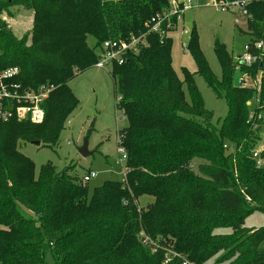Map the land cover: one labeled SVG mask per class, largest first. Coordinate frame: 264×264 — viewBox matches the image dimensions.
I'll return each mask as SVG.
<instances>
[{"label":"trees","instance_id":"16d2710c","mask_svg":"<svg viewBox=\"0 0 264 264\" xmlns=\"http://www.w3.org/2000/svg\"><path fill=\"white\" fill-rule=\"evenodd\" d=\"M168 3L0 0V66H18L24 87H54L41 123L0 122V264H45L47 257L52 264H264V227L243 225L253 210L264 212V149L253 155L261 141L264 63L241 67L261 75L257 102L253 87L234 84L231 56L218 39L220 77L212 72L195 26L187 51L196 73L227 103L220 126L211 122L194 73H175L171 38L149 33L146 45L111 69L127 122L117 137L127 153L123 182L105 180L89 192L69 169L51 162L36 169L19 150L20 142L58 141L79 104L68 82L97 60L89 36L100 47L143 34ZM10 6L32 10L29 36L17 38L5 28L1 14L9 15ZM247 12V44L253 45L264 38V0L252 1ZM143 196L153 200L139 207ZM143 235L156 242V251ZM167 251L180 258L164 263Z\"/></svg>","mask_w":264,"mask_h":264},{"label":"rangeland","instance_id":"374dc122","mask_svg":"<svg viewBox=\"0 0 264 264\" xmlns=\"http://www.w3.org/2000/svg\"><path fill=\"white\" fill-rule=\"evenodd\" d=\"M9 11V15L1 14V21L5 24V28L17 38L26 34L29 36L32 26V10L10 6ZM236 16L232 10H216L211 6H205L204 0H194V6L186 10L183 18L179 20L177 30L169 34L171 61L175 73L179 78H182L183 68L194 73L197 90L203 99L205 108L212 112L211 122L216 127L221 125L227 115V103L224 98L217 97L207 86L204 78L196 73V64L192 55L182 46L186 45L189 35L182 36L181 29L184 27L191 31L193 26L196 27L199 48L217 77H220L221 69L213 50V42L218 39L223 43L232 59L235 81L237 74L243 71L241 67L237 66L235 57L244 53V45L249 40V35L246 33V20L238 18V21L235 22ZM87 41L98 54L99 47L94 39L89 36ZM68 85L79 104L67 118L58 141L50 146L20 142L19 150L34 162L36 169L41 164L51 162L57 170L69 169V172L75 173L79 180L88 171L96 172L97 175L86 182L89 192L105 180L121 181L123 175L120 173V167L115 165V160L118 157L116 144L118 131L119 133L123 132L127 122L116 105L118 96L110 70L91 66L78 72L68 82ZM250 108L251 115L254 105ZM260 115L263 124L258 149L262 150L264 149V112H261ZM84 138H87L88 150L93 151L86 157L81 156L78 151ZM196 163L195 160L193 168ZM152 200L153 198L149 196H143L138 199L137 203L139 207H144L147 202ZM243 225L246 228L254 229L264 227V212L253 210L244 218ZM215 232L226 234L230 232V229L218 228ZM45 264H52L51 259L47 257Z\"/></svg>","mask_w":264,"mask_h":264},{"label":"built area","instance_id":"2783aa9c","mask_svg":"<svg viewBox=\"0 0 264 264\" xmlns=\"http://www.w3.org/2000/svg\"><path fill=\"white\" fill-rule=\"evenodd\" d=\"M255 0H204L205 6H211L216 10L229 11L236 13L235 22L238 18L246 19L248 5ZM194 6V0H169L168 6L162 11L155 13L146 24L147 30L145 33L138 36L131 35L127 39L106 40L99 47L97 60L93 64L101 69H111L113 65H121L125 62L126 57L130 53H137L138 50L146 45L145 36L149 33L157 34L161 38L170 37L169 34L177 30L179 20L183 18L184 12ZM189 29L182 27L181 34L189 35ZM184 50H187L186 45H182ZM235 62L238 67H253L256 64L264 63V38L253 45L245 44L244 53L235 57ZM20 68L18 66L1 67L0 66V122H7L12 119L16 121H29L33 124H39L44 118L43 103L48 98L53 90V85H39L35 88L24 87L17 80ZM235 85L242 88L253 87L258 95L255 101L259 102V92L261 89V75L252 76L248 72H240L237 74L234 81ZM120 102V97H117V104ZM251 101L247 102L250 105ZM116 104V105H117ZM118 111L123 115V110L118 107ZM260 150H256L253 154L256 156ZM116 152L118 157L115 160V165L120 167V173L123 175L122 182L125 180L127 172L126 160L127 153L124 148L116 144ZM118 168V167H117ZM97 175L94 171H88L81 179L82 184H87L91 178ZM143 242L151 245L152 251H156L158 245L155 241L143 235ZM173 257L180 258L176 252L167 251L164 258V263L171 261ZM181 264H195L192 261L182 259Z\"/></svg>","mask_w":264,"mask_h":264},{"label":"water","instance_id":"95a60500","mask_svg":"<svg viewBox=\"0 0 264 264\" xmlns=\"http://www.w3.org/2000/svg\"><path fill=\"white\" fill-rule=\"evenodd\" d=\"M32 143H33V144H36V145H40V141H38V140H36V141H32ZM78 151H79V153L81 154V156H83V157H86V156H88V155H90V154L93 153V151H89V150H88V142H87V138H84L83 143H82V145L80 146V148H79Z\"/></svg>","mask_w":264,"mask_h":264}]
</instances>
